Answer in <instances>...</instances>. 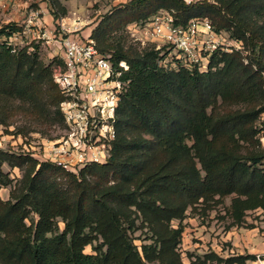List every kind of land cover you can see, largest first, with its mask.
Returning a JSON list of instances; mask_svg holds the SVG:
<instances>
[{"label": "trees", "instance_id": "obj_1", "mask_svg": "<svg viewBox=\"0 0 264 264\" xmlns=\"http://www.w3.org/2000/svg\"><path fill=\"white\" fill-rule=\"evenodd\" d=\"M160 10L180 25L208 19L216 32L241 42L246 55L215 52L205 72L157 68V52H140L126 27ZM19 29L0 28V102L19 101L37 121L52 110L45 118L62 127L63 98L50 65L9 45ZM89 37L115 65L128 64L110 157L75 175L0 150V188L10 184L2 165L21 171L9 200L0 199V264H184L178 245L188 207L230 197L234 225L247 211L264 210V149L254 130L264 109V0H130L102 15ZM0 125L6 127L4 120ZM145 227L151 242L139 251L131 234ZM99 238L95 255L83 254ZM187 258L188 264H245L254 256Z\"/></svg>", "mask_w": 264, "mask_h": 264}, {"label": "built area", "instance_id": "obj_2", "mask_svg": "<svg viewBox=\"0 0 264 264\" xmlns=\"http://www.w3.org/2000/svg\"><path fill=\"white\" fill-rule=\"evenodd\" d=\"M4 1L0 0V6L3 7ZM181 1L191 5L200 0ZM38 13H31L27 24L19 26L12 35L15 40L29 34V27L35 28L38 34L44 30ZM57 23L59 31L54 43L59 50V64L52 77L63 98L59 104L63 125L59 136L42 140L40 154L28 152L24 147L26 154L23 155L78 175L86 166L103 164L110 157L116 137V111L129 85L124 77L128 64L119 61L115 65L111 54L97 50L89 34L81 37L77 28L70 30L62 22ZM126 33L140 52L148 49L157 52V68L164 71L205 72L215 52L246 55L241 42L226 32H216L208 19L193 18L180 25L167 10H160L143 24L128 25ZM261 74L264 78V71ZM254 130L255 138L264 149V109L257 116ZM22 139L18 135L21 143ZM256 258L258 264L263 263L259 256Z\"/></svg>", "mask_w": 264, "mask_h": 264}, {"label": "rangeland", "instance_id": "obj_3", "mask_svg": "<svg viewBox=\"0 0 264 264\" xmlns=\"http://www.w3.org/2000/svg\"><path fill=\"white\" fill-rule=\"evenodd\" d=\"M129 1L5 0L3 7L0 6V28L9 24L16 25L18 28H20L19 26H25L30 14L38 11V18L44 30L38 34L34 30L35 28L29 27V34L21 38L16 37V40L12 37L10 44L15 49L26 47L28 48L27 52H35L38 57L37 61L43 65H50V71L53 73V70L59 64V50L54 43L59 31L57 21L62 22L70 30L77 28V34L86 37L102 15L115 6ZM43 31H45L44 36L42 35ZM129 43H131L130 39ZM3 102L2 100L0 102V120H4L6 127L0 125V150L26 154V148L28 152L40 154L38 148L41 146L40 143L43 139H52L59 136L61 130L58 122L52 119L49 123L52 110H48V113L44 112L45 115L42 113L40 121H37L26 114V107L19 101L7 100L5 105ZM243 106L237 105L233 109H244ZM47 115L49 116L48 119L45 118ZM20 129L22 134L16 133ZM18 135L22 136V143L18 140ZM2 170L8 176L10 184L0 188V199L7 201L14 185L21 177V171L7 165H2ZM230 202V197L219 200V203L213 201L205 203L199 200L194 206L187 208L181 222L183 233L179 247V253L184 264L189 262L188 254L201 255L208 252H214L223 259L236 255L254 256L253 260L246 261L245 264H252V262L258 264L256 257L259 256L260 260L263 261L262 264H264V210L247 211L242 222L239 225H234L228 213ZM206 205L209 207H206ZM32 218L36 219L35 216H32ZM139 222L140 219L137 224ZM57 224L58 230L61 232L63 223L58 220ZM177 225V221L171 222L172 228H176ZM85 233H88V230ZM147 234L150 236V231L146 227L131 234L132 242L139 251L142 244L151 242L146 238ZM101 242L100 238L93 241L90 245L84 247L83 254L95 255L94 248ZM104 250L105 247L102 251Z\"/></svg>", "mask_w": 264, "mask_h": 264}, {"label": "crops", "instance_id": "obj_4", "mask_svg": "<svg viewBox=\"0 0 264 264\" xmlns=\"http://www.w3.org/2000/svg\"><path fill=\"white\" fill-rule=\"evenodd\" d=\"M92 29V28H91ZM91 31V30H90ZM252 264H254V262H252Z\"/></svg>", "mask_w": 264, "mask_h": 264}, {"label": "water", "instance_id": "obj_5", "mask_svg": "<svg viewBox=\"0 0 264 264\" xmlns=\"http://www.w3.org/2000/svg\"><path fill=\"white\" fill-rule=\"evenodd\" d=\"M264 79V78H263Z\"/></svg>", "mask_w": 264, "mask_h": 264}]
</instances>
